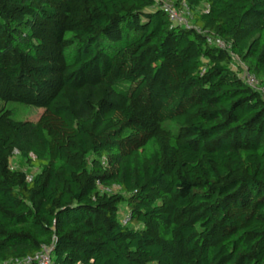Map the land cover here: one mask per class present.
<instances>
[{
	"label": "trees",
	"instance_id": "16d2710c",
	"mask_svg": "<svg viewBox=\"0 0 264 264\" xmlns=\"http://www.w3.org/2000/svg\"><path fill=\"white\" fill-rule=\"evenodd\" d=\"M0 102V264H264V0H0Z\"/></svg>",
	"mask_w": 264,
	"mask_h": 264
},
{
	"label": "built area",
	"instance_id": "2783aa9c",
	"mask_svg": "<svg viewBox=\"0 0 264 264\" xmlns=\"http://www.w3.org/2000/svg\"><path fill=\"white\" fill-rule=\"evenodd\" d=\"M161 7L168 15L171 22L176 25L188 26V18L190 17L189 8L184 4L182 8H176L172 3L162 2ZM210 43H214L222 49H230L229 46H226L221 40L209 41ZM237 59V58H236ZM245 67V66H244ZM242 68V67H241ZM241 78L246 82L249 86L256 90H260L263 93V90L259 88V83L257 79L250 74L249 70L245 67L242 68ZM123 223L127 224L129 221V216L123 218ZM53 247L44 246L42 250L37 253L33 257L24 258L22 260H14L5 264H51L52 263V254Z\"/></svg>",
	"mask_w": 264,
	"mask_h": 264
},
{
	"label": "rangeland",
	"instance_id": "374dc122",
	"mask_svg": "<svg viewBox=\"0 0 264 264\" xmlns=\"http://www.w3.org/2000/svg\"><path fill=\"white\" fill-rule=\"evenodd\" d=\"M237 67L245 68L244 65L238 59L235 58V63L233 68L237 69ZM0 107H5L8 110H10V112L13 115V118L17 121L29 120L36 122L43 113V110L40 108L24 106L17 103L4 104L0 102ZM31 158L33 157L31 156ZM10 167L13 170H21L23 172H26L29 178L34 176L39 171L37 167L30 166L29 164H27L26 161L22 160L19 156H15L13 159L10 160ZM120 209H121V214L123 215L126 209L125 204H122Z\"/></svg>",
	"mask_w": 264,
	"mask_h": 264
}]
</instances>
